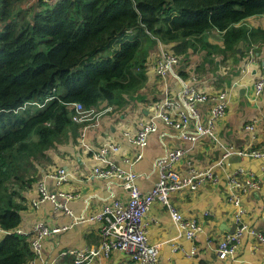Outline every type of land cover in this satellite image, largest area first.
Wrapping results in <instances>:
<instances>
[{"label":"crops","instance_id":"obj_1","mask_svg":"<svg viewBox=\"0 0 264 264\" xmlns=\"http://www.w3.org/2000/svg\"><path fill=\"white\" fill-rule=\"evenodd\" d=\"M244 24L250 28H264V14L247 18ZM211 44L223 47L222 34L218 29L207 33ZM251 44V45H250ZM147 82L134 95L128 97L123 106L110 105L101 101L96 107L104 111L99 126L87 131V144L90 150L79 147L81 125L73 123L63 141L46 151L36 161L35 181L26 189H20L21 222L14 229L26 231L35 224L43 222L50 227L73 223V217L63 210H57L51 201L35 207L38 189L44 183L51 193L74 194L73 199L59 197V202L67 203L75 216L91 217L104 210L115 199L127 200L128 193L118 179L99 178L93 173L98 161L94 158L97 150L106 142L118 144L121 149L112 152L108 159L121 166L125 158L139 151L131 140L142 122L148 121L155 104L167 94H178L183 83L173 74L159 76L156 72L157 60L164 51H172V46L162 42L148 41ZM237 54L225 57L221 52L209 53L207 50H190L183 56L177 68L179 76L188 84L209 94L228 91V108L225 115L217 121L219 138L238 148L264 149V91L255 96L257 81L264 77V42L242 41ZM253 49L255 58L251 59L249 50ZM247 66V70L243 67ZM211 103L199 106L204 118ZM259 119L253 131L245 125ZM180 132L162 122L144 149L143 158L133 169L138 173L137 185L142 192H148L159 179L155 160L170 148L184 147L185 156L175 165L176 175H184L192 169H206L212 166L222 154V150L209 138H201L192 143L181 138ZM126 167V166H125ZM264 160L261 158L231 156L225 166L215 167L218 180L206 181L197 190L184 189L170 194L171 203L187 219H195L203 226V232L194 240L178 236L169 209L161 202H154L145 215V228L148 240L160 248V264H264V241L258 235L246 232L237 245L234 256L219 258L215 244L227 233L236 228L237 207L230 202L233 194H240L245 209L243 216L248 228L256 233H264ZM59 168H65L68 179L58 184L52 175ZM243 172V173H242ZM250 173L258 180V187L242 191L231 178L247 177ZM100 221L85 220L72 225L66 231L51 234L44 240V257L50 264H75L71 255H61L64 249L85 248L98 244ZM7 233L0 234V240ZM193 248H197L195 254ZM88 264H136L126 251H114L108 257L102 256Z\"/></svg>","mask_w":264,"mask_h":264},{"label":"trees","instance_id":"obj_2","mask_svg":"<svg viewBox=\"0 0 264 264\" xmlns=\"http://www.w3.org/2000/svg\"><path fill=\"white\" fill-rule=\"evenodd\" d=\"M30 1L0 0V228L9 231L0 264L33 257L29 236L14 231L25 208L19 190L64 140L73 103L125 105L147 82L148 41L181 56L205 49L225 57L242 41L264 42V28L244 24L264 14V0ZM212 29L222 48L207 40ZM35 101L45 105L20 109Z\"/></svg>","mask_w":264,"mask_h":264},{"label":"built area","instance_id":"obj_3","mask_svg":"<svg viewBox=\"0 0 264 264\" xmlns=\"http://www.w3.org/2000/svg\"><path fill=\"white\" fill-rule=\"evenodd\" d=\"M36 0H31L30 4ZM249 55L253 61L255 58L254 50H249ZM181 55L173 51H164L156 63V72L159 76L173 74L180 78L183 88L178 94H167L164 99L158 101L154 106V111L148 121L142 122L134 137L131 138L133 143L138 146L139 151L132 157L125 158V165L121 166L108 159L112 152H117L121 147L111 141L104 143L97 150H94V158L98 161L93 173L99 178L118 179L120 184L128 193L127 200L115 199L110 205H107L103 211L87 218L84 216H75L72 209L67 203L59 202V197L64 199L75 198L74 194L51 193L44 183L39 185L38 197L33 200L32 205L39 207L47 201H51L57 210H63L69 216L73 217V223L50 227L43 222L35 224L30 230L22 231L17 229L20 234H25L31 239V249L33 257L29 264H50L44 257V240L51 234L66 231L73 224L85 220L100 221L98 244L85 248H68L61 252V255H71L75 264H88L89 261L108 257L114 251H126L131 255V260L136 264H160V248L157 244H152L147 237L145 228V215L154 202H161L169 209L171 218L178 229V236L194 240L202 233L203 226L195 219H187L171 203L170 194L172 192L189 189L197 190L206 181L218 180V174L215 167H223L227 160L233 156L261 158L264 160V149H246L238 148L235 145L222 141L216 131L217 121L222 118L228 108V91L223 90L215 94H209L195 86L188 84L179 76L178 66L182 61ZM247 66L243 70H247ZM56 90V89H54ZM264 91V77L256 82L254 88L255 96H259ZM50 96L46 102L53 99ZM211 103L208 114L203 118L199 113V106ZM30 105L43 107L45 103L29 102L24 103L20 109H25ZM106 108L104 111L111 110ZM97 107H86L81 102L72 104L71 118L75 123L81 125L78 137L79 147L90 150L87 144V131L92 127L99 126L100 118L104 113ZM159 122L164 123L180 132L183 139L192 143L199 141L201 138H209L221 150L222 154L215 163L203 170L192 169L184 175H176L175 165L185 156L187 149L184 147H174L166 151L165 155L155 160L159 179L148 192H142L136 181L138 173L133 169L135 164L144 156V149L148 145L150 136L158 130ZM259 119H255L245 125V129L253 131ZM126 166V167H125ZM264 171V167H263ZM243 173V172H242ZM57 179L58 184L68 179V172L65 168H59L52 175ZM232 183L242 191L258 187L257 178L250 173L247 177L233 176ZM237 207L235 214L236 228L234 232L227 233L223 239L215 244V251L219 258L225 259L234 256L236 248L241 238L246 232L256 234L264 241V233H256L248 228L243 220L245 209L242 205L240 194H233L230 197ZM9 231L0 228L1 233ZM197 248H193L195 254Z\"/></svg>","mask_w":264,"mask_h":264}]
</instances>
